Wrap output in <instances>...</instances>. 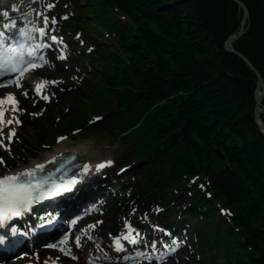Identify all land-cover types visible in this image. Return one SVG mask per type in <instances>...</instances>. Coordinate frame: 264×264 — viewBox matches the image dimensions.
<instances>
[{
    "label": "trees",
    "instance_id": "obj_1",
    "mask_svg": "<svg viewBox=\"0 0 264 264\" xmlns=\"http://www.w3.org/2000/svg\"><path fill=\"white\" fill-rule=\"evenodd\" d=\"M240 1L250 11L249 28L233 48L264 78V0ZM73 2L76 17L61 29L92 36L103 64L94 67L93 93L75 94L86 96L77 106L90 103V114L68 111L49 120L39 142L53 146L56 134L89 128L93 116L105 113L97 127L116 140L135 141L121 163L124 181L117 175L102 195L111 203L110 233L128 211L156 213L169 229L190 215L200 246L222 264H264V135L254 119L256 75L224 47L240 29L242 7L235 0ZM110 36L117 49L107 43Z\"/></svg>",
    "mask_w": 264,
    "mask_h": 264
},
{
    "label": "rangeland",
    "instance_id": "obj_2",
    "mask_svg": "<svg viewBox=\"0 0 264 264\" xmlns=\"http://www.w3.org/2000/svg\"><path fill=\"white\" fill-rule=\"evenodd\" d=\"M49 5H52V7L50 8ZM19 6L27 7L28 13L40 16L41 23H44L45 18H47L48 24L50 25V29L47 33L63 37V45H60V49L63 52L57 50L48 51L45 58L42 60L45 65L30 70L24 78L20 80L21 87H17L16 85L8 89L6 87H0V97L11 89L13 92L17 93L18 105H20V108H18L19 110L10 113L7 118L9 119L15 116L20 123L11 126L16 132L13 141L10 144L8 141H5L10 151L0 147V159L3 160V163H0V175H5L10 171H15L20 166L41 159L43 154L54 147L39 142L40 128L44 127L46 122L51 119L57 122L59 118L56 117L68 111L74 112L75 116H79L82 113L90 114V103H86L84 109L81 107L79 109L77 106V103L84 99L87 100L86 96L78 95L79 97L76 98L75 94L76 91H81L84 94L93 93V86H95L96 81H98V79L94 78V67H100L103 64V59L96 49V41L92 36H81L78 31L74 33H65L61 29L62 24H67L76 17L77 7L73 0H20ZM114 8L117 9L116 7ZM123 18L124 16L120 13V19ZM249 19L246 22V27L248 28ZM53 20L55 23H53ZM88 20V28L90 31H94V25L91 23L90 19ZM108 39L109 42L107 43L110 44L111 50L117 49L118 44L116 43L115 37L110 36ZM61 55L66 58L60 59L59 57ZM39 80L47 82L46 85L49 84L44 94L41 95H38L34 90V86ZM43 96H47L48 98L43 99ZM112 99L114 101L111 107L116 109L117 101L115 98ZM262 106L263 101L261 107ZM98 116L105 117V113L93 116L90 122L92 126L89 128H85L81 131L75 130L66 135L56 134V142L54 145L62 141H68V147L71 149L79 143H84L96 149L97 156L110 157V163L100 168L98 173L93 175L90 179L89 186H86V188H97L98 186V188L105 189L108 184L116 182L114 177L117 175L119 176L118 181H124L122 176L119 175L122 171L120 168L123 164L121 163L132 151L135 141L125 142L114 139L108 130L103 127H97V123L99 122L97 119ZM66 122L67 121L62 120V124H66ZM4 131L7 133L9 129L5 128ZM84 187L85 185L78 183L73 191L64 196H79L85 192ZM62 201H66L64 197ZM70 201L73 202L74 200H67V202ZM97 203L98 205L93 213L84 220L85 225L78 230L77 238H79L81 232L85 233L90 241L92 240V245L99 248L100 253H98L97 256L106 257V261L92 263L87 260L91 252H93L88 245L86 249L85 247L83 248L84 250L81 253L77 252L71 254L72 256H68L56 248L57 244L42 243L29 250L27 253L6 257L4 259L5 264H11L16 258H23L27 255L34 257L38 256L41 251H44L41 255L43 261L49 260L50 256H48V254L55 252L53 258L61 257L66 264H222L221 258H215L212 252L208 251L206 247L200 246L192 227L195 218L190 215H187V219H176L170 223L172 227L178 229L176 234L178 238H182L183 243H181V247L172 255L159 261H148L143 259L136 261L121 260L119 263L113 262L114 257L120 258L121 255V253L117 254L113 251V242L116 238L127 235L126 225H131V227L136 230L132 234H136L137 232L140 234L142 225L148 226L151 229V233L148 236L142 234L143 237L141 238L140 236L142 241L139 245L141 248H144V250L147 249L148 246H153V244L157 247V243L159 244V242L169 238L170 232L167 229L161 228V218L158 214L150 212L147 213V215L140 216V214L128 211L120 214L114 221L112 229L116 230L118 235H111L110 229L105 223L109 218L108 209L111 203L101 199H99ZM69 207L70 205H68L67 208ZM55 215L59 217L60 213H55ZM61 217L62 215H60L59 218ZM186 221H189V224H186ZM29 222L30 220H25L23 223L21 220H16L17 225L21 224L27 226ZM91 229H93V232L88 233ZM85 244H87L85 241L84 243L83 241L80 243L79 239V247ZM51 249L56 251H52ZM138 250L139 248L137 251ZM73 257H75V259Z\"/></svg>",
    "mask_w": 264,
    "mask_h": 264
},
{
    "label": "snow or ice",
    "instance_id": "obj_3",
    "mask_svg": "<svg viewBox=\"0 0 264 264\" xmlns=\"http://www.w3.org/2000/svg\"><path fill=\"white\" fill-rule=\"evenodd\" d=\"M51 8L52 5H49ZM3 16L7 17V12L3 13ZM66 18V17H65ZM47 18H45L44 23L47 24ZM53 23L55 21L53 20ZM14 27V25H13ZM7 28V25H5ZM39 32L40 36L46 35L44 29H36ZM21 36L25 40H31L32 36L26 32H21ZM53 43H59L55 36L51 37ZM6 33L0 31V76L5 73H19L15 84L17 87H21L20 78H22L27 71L34 70L37 67L43 66L33 62L32 60L26 61L24 56L32 57L33 53H22L18 52L15 47L11 44H7ZM38 47H46V45H39ZM60 59H65L63 55L59 57ZM43 60V57L40 58ZM47 82H45L46 84ZM10 84H0V87H7ZM44 85H37L36 91L39 95L41 88ZM26 95V93H25ZM43 99H47V96H43ZM10 110L12 112L18 111V103L15 100V97L8 95L4 99H0V147L5 148V150L10 151L8 145L5 144V140L10 144L13 141V138L16 135L15 129L11 127L13 124H19V120L12 116L9 119L5 118V114ZM8 128L9 131L5 133L4 129ZM0 163H3V160L0 159ZM110 163V162H109ZM106 165L100 164L97 168H103ZM44 165H37L35 169H29L22 171L15 175H6L3 178H0V227H3L5 223L12 218L19 217L23 213L30 211L31 206L35 203H38L46 198H49L53 195H60L63 192L70 191L74 185L77 183L75 179H69L64 183L59 185L49 184L48 180L37 179V172L44 171ZM88 165L83 166V172L87 173L89 171ZM127 235L122 237L123 240L128 241L131 244H137L139 241L136 237L132 235L136 230L131 227V225H126ZM13 234L16 233V229H12ZM136 236H139V233H136ZM66 240H61V244H65ZM0 244H4L3 238H0ZM77 245H79V238H77ZM115 249L118 252L124 250L123 245L121 244L120 239L114 241ZM155 244H153V248ZM178 247V246H177ZM60 251L64 252L65 255H70V251H66L61 248ZM175 251V248L172 249ZM140 255V254H138ZM75 259V257H73Z\"/></svg>",
    "mask_w": 264,
    "mask_h": 264
},
{
    "label": "bare ground",
    "instance_id": "obj_4",
    "mask_svg": "<svg viewBox=\"0 0 264 264\" xmlns=\"http://www.w3.org/2000/svg\"><path fill=\"white\" fill-rule=\"evenodd\" d=\"M19 2L20 0H0V25L5 26L7 25V30H10L12 32V29L14 28V22L15 20L18 18L19 16V12H23V13H27L28 8L27 7H21L19 6ZM7 12V17L3 16V13ZM41 20L39 22L35 23V28L36 29H47V24L45 23H41ZM2 30V28H1ZM31 34V33H28ZM38 46H39V41L38 40H33L32 42V47L34 49L37 48V57H35L32 61L33 62H39L41 59V57L45 58L46 53L41 49L38 50ZM21 80V79H20ZM16 81V80H15ZM5 84H10V86H7L6 88H10L13 85H16L15 82H6ZM44 85L41 88V92L39 95L44 94V92L46 91V89L48 88V85L45 84V81L39 80L37 81V83L34 86V90L36 91L37 85ZM17 93L13 92L11 89L8 90L6 92L5 95H3L2 97H0V99H4L6 98L8 95H11L13 97H15V100L18 103V99H17ZM260 96L263 95V90L261 89V93L259 94ZM18 108H20V105H18ZM10 113H14L10 110V106H9V111L6 112L5 114V118L7 119ZM260 115L261 117H264V106H262L260 108ZM262 119V118H261ZM263 121V120H262ZM264 122V121H263ZM5 130V129H4ZM7 141V140H5ZM69 142L68 141H62L56 145H54V147L48 151L47 153L43 154V156L41 157V159L38 160H34L24 166H20L18 167L15 171H12V173H20L22 171L25 170H29V169H35L38 163H42L45 166H49V164L53 161H55L59 156H63L66 154H75V156L77 157V161L82 163V167L78 169L77 173L81 174L82 176H86L84 177L85 180L90 179L93 175L97 174L98 169L97 166L100 164H108L111 160L110 157H100L96 155V149L91 148L90 146H88L87 144L84 143H79L78 145L74 146L73 148L69 149L68 147ZM1 153V151H0ZM84 165H88L89 167V171L87 173L83 172V166ZM10 174V173H8ZM80 180V179H79ZM32 211H29L28 213H31ZM32 216V214L30 215V217ZM34 218V217H33ZM33 218L31 220H33ZM57 215H55L54 213L48 214V215H44L41 219L39 223H34L33 225L30 226V228L28 227H22L24 225H20V224H16L14 221L12 222H8L7 224H5L3 227H0V238H3L4 240V244H7L8 246L10 245V247H13L12 250L13 254L16 255L18 254V252L20 250H16V246L19 247L23 244H26L27 242L29 243V241L32 238H38L40 236V232H54L56 231V227L53 228V226L51 225V223L53 222H57ZM59 226H61L62 224V220L58 221ZM16 229V233L13 234L12 229ZM45 229V230H44ZM72 226L70 225V227L68 228V230H71ZM93 229L89 230L88 233H92ZM80 238L82 239L83 243L85 241V245L83 246H78L76 244L75 249L78 253H81L85 247V249L87 248L86 246L88 245V247L90 248L91 251H93L94 253H100L99 248L95 247L94 245H92V240L90 241L89 237L81 232L80 234ZM52 243V241H51ZM37 245H39V243H32L30 241L29 243V248H35ZM62 247L59 246V248H57L59 251ZM113 249H115V245H113ZM52 251H56L54 249H51ZM44 251H41L39 253L38 256H31V255H27L23 258L19 257L16 258L11 264H66L64 262V260L61 257H56L53 258L54 253L55 252H51L50 253V257L49 260L47 261H43L41 258V255L43 254ZM62 252V251H61ZM4 256H1V258H3ZM88 260V259H87Z\"/></svg>",
    "mask_w": 264,
    "mask_h": 264
},
{
    "label": "water",
    "instance_id": "obj_5",
    "mask_svg": "<svg viewBox=\"0 0 264 264\" xmlns=\"http://www.w3.org/2000/svg\"><path fill=\"white\" fill-rule=\"evenodd\" d=\"M235 1L242 7L243 12H244V18H243L239 32L231 35L226 40L224 47L227 51L235 53L240 58H242L250 66V68L253 70V72L256 74L257 85H256V89H255V94H254L255 95L254 119H255L260 131L264 135V122L262 121L261 115H260V108H261L262 101L264 98V78H263L262 74L258 71V69L251 63V61L244 54H242L239 51H236L233 48V44L242 35H244L248 30V27H246V22L250 18V11H249V9L245 3H243L240 0H235ZM261 89H263V95L262 96L259 95L261 93Z\"/></svg>",
    "mask_w": 264,
    "mask_h": 264
}]
</instances>
